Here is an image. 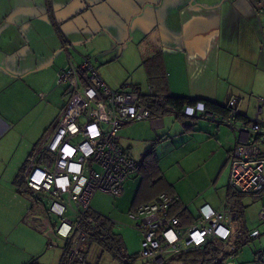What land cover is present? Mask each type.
Returning a JSON list of instances; mask_svg holds the SVG:
<instances>
[{
    "label": "crops",
    "instance_id": "obj_1",
    "mask_svg": "<svg viewBox=\"0 0 264 264\" xmlns=\"http://www.w3.org/2000/svg\"><path fill=\"white\" fill-rule=\"evenodd\" d=\"M96 37L120 45L114 53L105 41L92 46ZM129 41L136 42L142 67L143 60L161 55L165 93L222 106L236 97L240 117L226 124L183 116L180 108L123 124L117 142L126 154L143 161L152 153L158 165L156 175L141 167L125 179L122 194L132 197L128 211L168 185L186 226L197 218L201 204L220 209L229 198L228 181L220 203L209 189L218 184L241 140L242 119H252L257 97L264 99V0H0V264H58L61 253L25 221L32 201L14 179L33 151L34 138L67 103L63 97L68 88L57 82L61 69L88 55L99 73L108 55L115 57L110 61L117 59ZM145 76L146 91L129 81L143 95L150 87L146 71ZM259 118L264 120V106ZM174 164L175 178L169 173ZM196 170L200 174L190 179ZM186 176L193 182L188 190L178 184ZM255 196L264 209V191ZM242 218L234 224L235 236L240 228L248 230ZM86 248L87 258L92 244ZM262 258L264 252L255 254L258 261Z\"/></svg>",
    "mask_w": 264,
    "mask_h": 264
},
{
    "label": "built area",
    "instance_id": "obj_2",
    "mask_svg": "<svg viewBox=\"0 0 264 264\" xmlns=\"http://www.w3.org/2000/svg\"><path fill=\"white\" fill-rule=\"evenodd\" d=\"M57 82L68 86L70 97L48 140L33 151L25 166L23 193L32 201L25 221L49 238V246H58L57 240L62 241L66 264L73 260L84 264L82 251L90 234L80 226V221L94 222L90 213L93 194L102 191L121 195L125 179L142 164L118 144V129L125 123L146 119L150 113L136 86L126 81L120 89L110 88L88 55L80 63H69L61 69ZM158 99L162 101L163 96ZM226 105V117L208 112L203 100L186 104L183 114L234 123L237 98L231 97ZM262 106L264 99L257 97L255 116L240 127L241 140L229 156L228 186L235 195L264 191V120L259 118ZM257 134L259 140L254 141ZM175 201V196L161 192L128 211L140 237L139 257L160 264L167 255L201 247L210 239L220 241L222 248L231 253L236 251L233 227L239 212L234 200L227 198L220 209L201 204L197 218L186 226L178 212L172 211ZM259 218L264 220V209ZM259 234L258 229L249 232L250 237ZM233 257L231 254L225 264H231Z\"/></svg>",
    "mask_w": 264,
    "mask_h": 264
},
{
    "label": "rangeland",
    "instance_id": "obj_3",
    "mask_svg": "<svg viewBox=\"0 0 264 264\" xmlns=\"http://www.w3.org/2000/svg\"><path fill=\"white\" fill-rule=\"evenodd\" d=\"M103 41H105L103 38L101 39L96 37L94 38V40L91 41V45L96 47ZM106 43L109 46V50L113 53L117 51L118 46L120 45L114 44L113 42ZM127 45L124 49L125 51L123 52V54L120 55V57H118L117 59L110 61L115 57H111L112 55H108L109 60L107 61V59H105L107 63L99 67V73L112 88H117L118 85L120 86V84L132 80L141 83L142 90L146 91L147 88L145 80V70L140 65V57L137 52L138 49L136 47V42L129 41V44ZM93 53L95 52H91L90 54ZM69 97L70 91H68L63 97V102L68 101ZM54 123L55 121L51 123V125H47L44 128L43 133H38V135L34 138L33 141L35 142L33 149H37V147H40L41 145H43L44 142L48 140L50 131L52 130ZM19 157L20 155L18 156V159ZM15 159L17 161L16 156ZM230 167L231 161L227 164V167L222 172L218 180V184L215 185L213 189H209V193H212V196L216 200H218L219 203L220 201L222 202V200L225 198ZM169 168H171L169 170L170 175H174L173 178H175V176L178 175L176 164H174L173 167ZM199 174L200 173L198 172V170H196V172H193L189 176V178L192 179V177H196ZM189 178L188 176H186L185 180L178 179V184L180 188L184 190H188V186H190V188H193V182L190 181ZM129 196L130 195L123 196V194L119 196H113L106 192L97 191L93 194L91 198L90 206L95 208L100 213L107 215L114 221V231L122 236L126 252L129 255L137 254L135 264H145L147 260L138 256V251L140 249V237L133 227V221L128 217V209L132 198ZM239 198L243 200L245 205L243 215L244 218H242L243 224H246L248 230L250 231L253 230V228H257L260 232V235L245 242L240 247L237 254L232 260L235 262V264H247V262L245 261L247 259L254 261L253 263H264V258H262V262L255 259V252L257 250L264 252V221L259 218V212L261 210V201L259 198H255L252 194H239ZM44 202L48 203V200L45 199ZM52 218L54 219L53 215ZM57 244L58 246L50 247L52 249H55V251L60 254L62 241L57 240ZM84 264H119V262L113 259L108 252H102L99 246L93 243L92 249L89 255L87 256L86 262Z\"/></svg>",
    "mask_w": 264,
    "mask_h": 264
},
{
    "label": "trees",
    "instance_id": "obj_4",
    "mask_svg": "<svg viewBox=\"0 0 264 264\" xmlns=\"http://www.w3.org/2000/svg\"><path fill=\"white\" fill-rule=\"evenodd\" d=\"M142 65L145 71L147 72V78L151 88V94H147V95L142 94L141 102L147 107L149 113L162 112L167 109L179 110L188 103H193L196 100H203L208 112L219 114L222 117H226L228 115L229 108L227 107L226 104L222 106L208 99H200V98L188 99L184 97L172 96L165 93L167 89L166 71L162 65V57L159 53H156L150 58L143 60ZM164 93L165 95H163ZM160 95H163L162 101L158 99ZM181 113L184 116L183 109ZM182 115L180 114L179 111L177 117L182 118L181 117ZM239 117H240V112L238 111L234 121ZM242 120H243V124H247L252 119L249 120L244 118ZM253 140L258 141L259 134L254 136ZM34 150L35 149H33V151ZM33 151L28 156L25 164L20 168L19 172L17 173L14 179V184L16 185V188L20 192H24L26 190L24 170L27 161L29 157L32 155ZM39 162H41V159L39 160ZM141 162H142L141 167L147 169V171L150 174L151 173L154 175L157 174L158 165L156 162V158L152 155V153H148ZM159 179H162V177L160 176ZM168 188L169 187L167 185V187L162 192L165 191V193L171 194ZM259 194H252V195L255 196ZM228 195L229 198L234 200L236 203L237 210L239 212V218L240 216L242 217L244 213L245 205L242 202V200L239 198V195L232 194L230 190ZM176 204L177 201H175L173 206L174 208L176 206V208L175 209L172 208V211L173 212L178 211L179 213V209L181 207L179 204L177 205ZM90 213H92L94 216V222L88 223L85 221V219L80 221V226L84 230H87L90 234L89 241L86 243V246L82 251L84 259L86 258V251H87L86 247H88L90 244L95 243L99 246L102 252H108L113 259L119 262V264H135V259L137 257V254L129 255L126 252V248L122 236L113 230V221L108 216L103 215L97 211L91 210ZM183 215H184L183 210H180L178 216L181 223L185 222L183 219L184 218ZM249 232L250 231L247 230V228L245 227L239 229L234 239V243L237 249L233 253L223 249L222 243L220 241L216 239H210L201 247L181 251L177 253V255L173 254L170 261L165 262L163 264H225L231 254L235 256L238 250L240 249V247L245 242H247L249 239L255 238V237H250ZM261 253H262L261 251H257L255 254L256 256L259 257ZM64 255L65 252L61 250L58 264H66L64 260ZM84 262H86V259ZM71 264H82V263L73 260Z\"/></svg>",
    "mask_w": 264,
    "mask_h": 264
}]
</instances>
